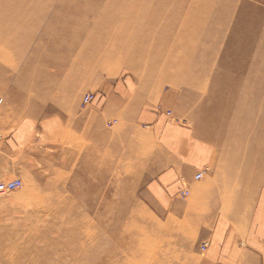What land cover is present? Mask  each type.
<instances>
[{
  "label": "rangeland",
  "instance_id": "obj_1",
  "mask_svg": "<svg viewBox=\"0 0 264 264\" xmlns=\"http://www.w3.org/2000/svg\"><path fill=\"white\" fill-rule=\"evenodd\" d=\"M231 1L236 4L227 15L229 23L222 32L224 37L219 40L194 35V30L189 26L184 25L183 28L181 24L168 26L164 21L159 23L153 21V25H150L151 22L145 25L104 24L96 30L105 32L107 29L112 35L119 36V40H111V47H119L120 50L122 47H131L130 56L114 55L113 60H117L118 64L110 72L97 70L99 57L91 58V54L94 55L92 45L97 43V39H94L93 21L92 24L84 25L80 20L76 22L71 19L65 20L66 14L61 16V20H49L50 23L64 29L67 38L79 46L80 53L90 57L92 62L85 69L90 74L78 76V73L72 72L66 76L64 72H59L57 75L34 77L38 82L32 87V83L28 82L33 81V74L30 73L33 70L29 68V61L24 60L16 72H7V75L1 77L0 121L2 123V119L6 118L7 123L0 127V170L4 172L0 181L19 177L24 182L20 189L0 196V228L7 231L4 235L20 230V223L30 216L26 213L34 210L33 200L46 197L45 192L39 191L36 187L39 181L43 180L47 188L62 189L61 193L64 195L62 207H66L71 201L78 203L79 210L90 217L92 224L88 226L96 231L91 239L93 247L101 243L100 249L105 251L103 244L109 245L112 253L109 256L99 254V262L96 260L95 264H134L132 260L137 264H187L185 262L188 255L178 252V233L163 231L162 213L147 192L146 186L153 174L148 173V168L146 169V149H139L137 146L139 141H148L143 131H140V125V129H137L130 124V120L117 116L107 120L100 128L98 147L97 150H93L89 169L80 167L79 156L82 150L75 147L77 143H71L70 146H74L75 149L63 154L58 148L53 147L57 146V141L45 139L46 131L43 127L48 124L50 118L57 120L59 113L69 111L75 113L76 104L79 111L93 106L92 102L82 105V99L87 93L102 91L107 86L122 85L127 81L131 89L140 88L138 91H141L142 95L145 93L149 100L162 92L169 94L171 102L179 110L177 118L171 116L172 121L187 125L200 139L212 141L217 147L222 167L250 169L252 175L258 177L259 184H264V0ZM54 11L51 14L56 12ZM68 11L73 15L80 14L74 8ZM166 11L160 17H166L168 14ZM172 16L175 19L177 17L173 10L171 18ZM237 28L246 35V38L232 39L231 35ZM156 33L163 34L162 40H152ZM187 36H191V40ZM132 38L134 39L131 42ZM169 41L171 44L166 45ZM173 42L175 46L178 45V51L175 47L172 48ZM184 42L190 44V47ZM146 48L153 52L157 50L158 54L154 52L155 62L145 59ZM170 48L174 50L172 53L177 52V57L185 55L187 61L181 62L183 65L186 63L187 69L180 66L183 70H173L162 62ZM158 51L163 57L159 58ZM149 62L151 65L154 64L155 71L150 72ZM59 63L61 64L60 61ZM130 63L138 64L139 67L133 68ZM197 66L199 70H194L198 68ZM191 71L195 74L200 72L197 74L199 83L195 87L187 82ZM74 78L76 85L82 86V90L76 97L68 99L64 88L71 84ZM25 80V85L21 87L20 83ZM143 83L146 85L145 88L142 87ZM28 86L31 87V91ZM41 98L44 99L43 102H39ZM14 100L18 102L16 110L14 109L16 112L11 108ZM16 127L19 129L30 127L32 130L13 150L11 147L13 143L9 139L19 130ZM74 157L72 165H60L63 159L67 158L69 161ZM59 171L72 173L65 174ZM66 177L69 178L65 181ZM48 193H51L50 190ZM55 194L53 191L48 196L53 197ZM50 201L53 208H57L58 201L55 198ZM38 215L43 219L59 221L48 210L41 211ZM127 223L129 225L125 236L120 239V231ZM184 241L186 247V240ZM40 243L43 244V241ZM76 250L79 251L76 254L71 250L66 251L63 254L64 258L69 262L77 260L73 259L72 255L76 257L81 251ZM0 264H7V261L2 260Z\"/></svg>",
  "mask_w": 264,
  "mask_h": 264
},
{
  "label": "crops",
  "instance_id": "obj_2",
  "mask_svg": "<svg viewBox=\"0 0 264 264\" xmlns=\"http://www.w3.org/2000/svg\"><path fill=\"white\" fill-rule=\"evenodd\" d=\"M125 82L94 92L91 107L79 111L76 104L75 113H59L58 121L50 118L43 127L45 139L57 141L53 147L63 154L77 143L75 147L82 150L80 167L89 169L100 128L107 120L117 116L137 129L140 125L148 141L137 146L146 149V169L153 174L146 189L162 213L163 231L178 233V252L188 255L185 263L264 264V184L250 169L222 167L212 141L172 121L179 110L169 94L162 92L149 100L140 88L131 89ZM6 123L2 119L0 127ZM30 130L22 127L11 136L13 150ZM66 159L61 166L72 165L75 157ZM198 172H203L200 179L195 177ZM3 175L0 170V178ZM185 189L187 196L181 194Z\"/></svg>",
  "mask_w": 264,
  "mask_h": 264
},
{
  "label": "bare ground",
  "instance_id": "obj_3",
  "mask_svg": "<svg viewBox=\"0 0 264 264\" xmlns=\"http://www.w3.org/2000/svg\"><path fill=\"white\" fill-rule=\"evenodd\" d=\"M234 4L236 3H234V1L232 2L231 0H0V79L4 75H7V72H16L19 65L24 60L29 61V68L33 70V72H30L31 74H33V81L31 82L30 80L28 82V84L32 83V87L34 85H37L35 82L38 81L35 80L38 77L57 75L59 72H64L66 76L72 72L78 73V76L90 74L88 73L89 71H85L88 65L92 62L90 57H87L86 54L80 53V51H78L79 46H77V44L75 43H72L67 38V34L64 29L61 28V26H56L53 23L49 22V20L51 19L61 20L60 18L64 14L67 15L65 20L71 19L74 22L80 20V22H84V25L92 24V21L94 22V39H97V43L92 45V51L94 52V55L92 53L91 58L99 57L97 70L110 72L115 69L118 64L117 60H113L114 55L116 54L121 56H130L131 47H122V50H120L119 47H111V40H119V36L116 37L115 35H112V33L107 29L105 32H99L98 30H96L103 27L104 24L113 25L115 23H118L122 25H145L147 24V22L152 23L154 21L159 23L160 21H164L168 24V26L169 24H181L182 28L184 25L185 27L189 26L190 28H192V30H194V35H202L203 38L205 36L206 39L219 40L220 38L224 37V34L222 32L227 28V25L229 23V18L227 15L231 13L232 9L234 8ZM73 8L77 9L80 14L78 13L73 15L72 13H68V10ZM166 10H169V12H167ZM172 10L174 15L177 16L176 19L173 16V18H171ZM53 11L55 13L51 14V12ZM164 11H166L168 14L166 15V17H160V15L165 13ZM212 13L216 14L211 15ZM247 24L249 25V22H247ZM150 25H153V23ZM236 30L237 31H235V33L231 35L232 39L246 38V35H243L241 32H239L238 28ZM76 31L77 30H75V32ZM187 31L189 32V30ZM136 35L137 34H135V36ZM153 36L154 39L152 40L155 41H157L158 39L160 41L162 40L161 38L164 37L162 33H156ZM209 36L212 37L209 38ZM80 38H82V36H80ZM196 38L198 39V37ZM133 39L134 38L130 39V41L132 42ZM135 39L137 40V38ZM185 43L186 42H184V44ZM168 44H171L170 41L166 45ZM186 44L188 45V43ZM152 46L154 45L152 44ZM173 47H175L178 51V45L175 46L174 44L172 48ZM152 48L153 47H151V50ZM199 50H201V48ZM155 51V54H158L157 50ZM169 51L170 52L167 51L166 55L164 54L165 57L162 62H165L166 66H169L170 68L172 67L173 70H183L180 66H184V68L186 67V63L184 62L185 64L183 65V62H181L187 61L185 60V55H183V57H177V52L172 53V51L174 50L171 48ZM144 52L147 55L145 58L146 60H153L155 62V54L153 51H149L147 49V51ZM158 52L160 55L158 56L160 58L162 55L160 51ZM99 53H101L100 56ZM188 55H190V53ZM59 61L61 62V64L59 63ZM78 61L80 62L78 63ZM192 61L191 63H193ZM122 63H124V60ZM195 63L196 62H194V64ZM130 64L133 68L139 67L138 64ZM151 64L149 62L148 69L150 70V72H153L155 71V66L154 64ZM199 66H197L198 68L194 70H199ZM188 67L190 68L189 65ZM192 72L193 71L188 74L190 76L187 79V82L192 87H195L199 83L197 74H200V72H198L197 74ZM173 74H175V72ZM75 81L76 79L74 78L73 82L71 84H68L67 87L64 88L68 99H71L70 97H76L79 94L80 90H82V86L76 85ZM25 83L26 80L25 82H21V87H23ZM79 87L81 88L78 89ZM53 89L54 88H52V90ZM31 90L32 89L30 87V91ZM24 99H26L25 96ZM39 100V102L44 101V99L42 98ZM62 103L63 101L61 100V104ZM12 105L13 106H11V108L14 110L16 105H18V102L14 100L12 102ZM66 178H64L65 181ZM36 187H38L37 189L39 191H44L46 197H38L37 199L35 198L36 200H33L34 210L26 213L30 214V216L27 220H24L20 223L21 229L16 231L15 233L10 232V235H4L7 233V231L0 228V261L6 260L7 264H16L17 262H27V264H95V261H98L99 254H105V256H109V254L112 253V251H110L109 245H107L106 243L103 244V248H105V251H102V249H100L101 243L93 247L94 245L92 244L91 239L96 231L88 226V224H92L90 223V217L86 213H83L79 210L78 203H73L71 201L70 204H68L66 207H62L64 199V195L61 193L62 189L58 190L51 187L47 188V184L43 182V180H40L38 186ZM49 190L51 193L55 191L56 194L53 195V197L48 196L51 195V193H48ZM29 197L31 198L32 196ZM53 198L58 201V204H55L57 208H53V203L50 201V199ZM35 201H37V203H35ZM110 206L113 207L114 205ZM44 210H48L49 212H51L54 216H56L54 218H57L59 221L41 218L38 213ZM92 222L94 221L92 220ZM128 225L129 223H127L126 226L124 225L122 231H120V239L124 238V234L127 230ZM19 238L21 239L20 241L18 240ZM40 241H43V244H41ZM106 245L107 247H105ZM38 246H40L41 248ZM92 247L93 250L91 249ZM76 249H80L81 251V253L77 254L76 257L72 255L73 259L76 258L77 260H71L69 262L64 258L65 255L63 256V254L66 251L71 250L72 253L76 254L77 252H79ZM115 257H117V255ZM132 262H134V264H137V262L133 260Z\"/></svg>",
  "mask_w": 264,
  "mask_h": 264
},
{
  "label": "built area",
  "instance_id": "obj_4",
  "mask_svg": "<svg viewBox=\"0 0 264 264\" xmlns=\"http://www.w3.org/2000/svg\"><path fill=\"white\" fill-rule=\"evenodd\" d=\"M95 97V93L94 92H89L86 95H84L83 99H82V105H87L89 103H91L93 101ZM2 102V100H0V103ZM197 179H200L203 177V172H198L195 176ZM24 182L21 178L19 177H14V178H10V179H6V180H2L0 181V196L11 192V191H15L20 189L21 187H23ZM182 195L187 196L189 194L188 190H184L181 192ZM206 245L202 246V249H205Z\"/></svg>",
  "mask_w": 264,
  "mask_h": 264
}]
</instances>
